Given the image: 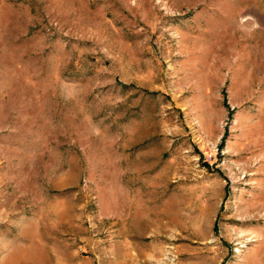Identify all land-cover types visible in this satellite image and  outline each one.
I'll use <instances>...</instances> for the list:
<instances>
[{"label":"rangeland","instance_id":"1","mask_svg":"<svg viewBox=\"0 0 264 264\" xmlns=\"http://www.w3.org/2000/svg\"><path fill=\"white\" fill-rule=\"evenodd\" d=\"M0 264H264V0H0Z\"/></svg>","mask_w":264,"mask_h":264}]
</instances>
